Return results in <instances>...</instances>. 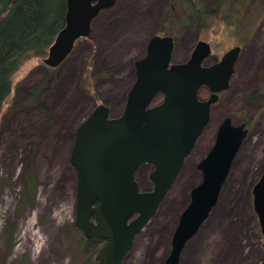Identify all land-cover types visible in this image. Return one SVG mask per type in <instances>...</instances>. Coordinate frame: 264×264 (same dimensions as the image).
Segmentation results:
<instances>
[{
    "label": "rangeland",
    "instance_id": "obj_1",
    "mask_svg": "<svg viewBox=\"0 0 264 264\" xmlns=\"http://www.w3.org/2000/svg\"><path fill=\"white\" fill-rule=\"evenodd\" d=\"M170 1L117 0L94 20L91 36L77 41L59 67L44 65L48 48L43 56L33 55L14 68L0 119V264L80 262L81 256L75 255L78 238L73 235L77 174L70 162L76 130L99 104L108 105L115 117L122 114L134 63L145 55L153 35L165 34L162 23ZM219 1L212 0L213 7ZM168 34L176 39L175 62L186 60L199 40L212 44L214 61L241 45L231 90L223 96L226 104L215 107L213 114L219 120L229 112L237 121L254 113L248 93L264 65V14L253 10L231 25L218 21L200 30L192 24ZM47 72L49 77L43 80ZM41 82L40 100L47 105L37 108L28 103V97ZM161 100L157 97L156 103ZM204 136L123 264L164 263L191 190L202 181L197 164L214 137L210 129ZM26 168L35 173L38 187L35 201L21 208L17 200ZM153 170L149 164L138 170L142 190L153 187ZM263 173L264 127L254 125L216 206L187 243L179 264H264V238L253 207V188Z\"/></svg>",
    "mask_w": 264,
    "mask_h": 264
},
{
    "label": "water",
    "instance_id": "obj_2",
    "mask_svg": "<svg viewBox=\"0 0 264 264\" xmlns=\"http://www.w3.org/2000/svg\"><path fill=\"white\" fill-rule=\"evenodd\" d=\"M116 0H67L64 26L43 58L59 67L76 42L89 38L94 20ZM175 38L153 35L146 55L135 62L136 81L121 115L112 116L102 103L77 128L70 162L77 174L75 225L87 239L103 245L95 256L101 264H123L136 237L157 214L178 178L185 159L210 120L218 93L230 87L241 46L228 50L219 62L206 66L212 53L199 40L190 59L173 62ZM202 87L213 95L200 100ZM163 98L154 104L158 95ZM247 130L227 118L217 140L199 163L202 181L193 187L189 205L180 215L171 250L163 264H179L182 253L216 206ZM153 164L152 190H142L136 173ZM253 205L264 238V173L253 188Z\"/></svg>",
    "mask_w": 264,
    "mask_h": 264
},
{
    "label": "trees",
    "instance_id": "obj_3",
    "mask_svg": "<svg viewBox=\"0 0 264 264\" xmlns=\"http://www.w3.org/2000/svg\"><path fill=\"white\" fill-rule=\"evenodd\" d=\"M169 4L162 23L165 34L192 24H198L200 30L218 21L231 25L238 16L246 17L253 10L264 14V0H220L216 7L212 0H171ZM66 11L67 0H0V119L3 104L11 93L10 77L14 68L33 55L46 54L64 26ZM85 62L87 69L90 57ZM47 77L48 72L43 80ZM42 84L29 92L28 103L37 108L47 105L40 100ZM21 181L17 202L22 208L35 201L38 181L30 168L23 170ZM73 230V235L78 238L75 255L81 256L76 264H101L94 257L101 240L87 239L76 225ZM70 238L71 235L66 240Z\"/></svg>",
    "mask_w": 264,
    "mask_h": 264
},
{
    "label": "flooded vegetation",
    "instance_id": "obj_4",
    "mask_svg": "<svg viewBox=\"0 0 264 264\" xmlns=\"http://www.w3.org/2000/svg\"><path fill=\"white\" fill-rule=\"evenodd\" d=\"M116 2H117V0H116ZM116 4V3H115ZM115 6V5H114ZM156 35V34H155ZM157 35H161V36H164V35H167V34H164V35H162V34H157ZM170 36H172V35H170ZM174 37V36H173ZM175 38V37H174ZM199 42V41H198ZM197 42V43H198ZM210 43V42H209ZM148 45V44H147ZM197 45V44H196ZM210 45H211V48H212V44L210 43ZM235 46H241V45H235ZM235 46H233V47H235ZM196 47V46H195ZM232 47V48H233ZM175 48H176V39H175ZM195 49V48H194ZM194 49L190 52V54H189V56L187 57V59L186 60H184V61H182V62H176V63H183V62H186V61H188L189 59H190V57H191V55H192V53H193V51H194ZM231 49V48H230ZM229 49V50H230ZM242 49H243V47L241 46V52H242ZM174 51H175V49H174ZM213 51V50H212ZM146 52H147V47H146ZM241 52H240V55H241ZM145 55H146V53H145ZM144 55V56H145ZM224 55V54H223ZM143 56V57H144ZM142 57V58H143ZM173 57H174V54H173ZM240 57V56H239ZM222 58V57H221ZM221 58H216V60L214 61L213 59H212V53H211V55L208 57V58H206V60L204 61V65H206V66H210V65H213V64H215V63H217V62H219L220 61V59ZM141 59V58H140ZM211 60H213V61H211ZM239 60V59H238ZM137 61V60H136ZM135 61V62H136ZM173 62H175L174 61V59H173ZM237 66V65H236ZM258 79H257V82L255 83V85H254V87H252V88H250L249 89V93H248V95H249V97H250V104H253L254 106H255V109H254V113L253 114H246V116L245 117H239L238 119H237V121H235V117L234 116H232L229 112H226V113H224L223 115H222V117H221V119H216L215 118V116H214V114H213V110H214V108L215 107H218V106H220V107H224L225 106V104H226V102H225V100H223V96H224V94L226 93V92H228L229 90H231V85H232V80H233V78H234V76L236 75V68H235V73L233 74V76H232V78L230 79V87L227 89V90H224V91H221V92H219L218 93V99H217V101L215 102V103H213L212 105H211V110H210V120H209V123H208V125L206 126V128L204 129V131L202 132V134H201V136L199 137V139L197 140V142H196V145L194 146V148H193V150H192V152L190 153V155L185 159V163H184V166H185V164H186V160L194 153V151L196 150V148H197V146L199 145V143L203 140V138L205 139L206 137L204 136L205 135V132L208 130V129H210L211 131H212V133H213V143L210 145V147H209V149H208V151L202 156V158L200 159V162L209 154V152H210V150L213 148V146L215 145V143H216V140H217V135H218V131H219V128H220V126H221V124L227 119V118H230L231 120H232V123L234 124V125H237V126H244V128L247 130V134H246V136H245V138H244V141H243V143L245 142V140L247 139V137L249 136V134L251 133V131H252V128H253V126L254 125H257V126H259V127H264V65L263 66H260L259 68H258ZM135 81H136V68H135V63H134V74H133V79H132V83H131V86H130V89L132 88V86H133V84L135 83ZM244 92L246 93V90H244ZM213 95V92L209 89V88H207V87H202L201 88V90H200V92H199V98H200V100H203V101H205V100H208L211 96ZM162 97L163 98V95L162 94H160V95H158V97ZM157 99V98H156ZM154 104H158V103H156V100H155V102H154ZM113 116V115H112ZM113 117H115V116H113ZM218 120V121H217ZM215 129V130H214ZM263 131V130H262ZM208 138V137H207ZM209 139V138H208ZM207 140V139H206ZM243 143H242V145H243ZM241 148H242V146L240 147V149H239V151L241 150ZM239 151H238V153H239ZM237 153V154H238ZM236 157H237V155H236ZM235 157V158H236ZM235 158H234V160H235ZM199 162V163H200ZM234 162V161H233ZM199 163L197 164V165H199ZM143 165H145V164H143ZM149 165H153V164H149ZM154 166V165H153ZM184 166H183V168H184ZM198 167V166H197ZM183 168H182V170H183ZM140 169V168H139ZM198 169H199V167H198ZM182 170H181V172H182ZM201 172H202V170L201 169H199ZM138 172V171H137ZM180 172V173H181ZM152 173V172H151ZM136 175H137V173H136ZM202 178H203V172H202ZM261 178V177H260ZM177 180V179H176ZM176 182V181H175ZM153 187H154V185H153ZM153 187L152 188H150V189H148V190H152L153 189ZM173 187V186H172ZM171 190V189H170ZM192 191V190H191ZM253 207H254V205H253ZM200 230V229H199ZM198 233V232H197ZM102 242V244L104 243L103 241H101Z\"/></svg>",
    "mask_w": 264,
    "mask_h": 264
},
{
    "label": "bare ground",
    "instance_id": "obj_5",
    "mask_svg": "<svg viewBox=\"0 0 264 264\" xmlns=\"http://www.w3.org/2000/svg\"><path fill=\"white\" fill-rule=\"evenodd\" d=\"M253 53V52H252ZM241 65V64H240ZM246 65V64H245Z\"/></svg>",
    "mask_w": 264,
    "mask_h": 264
}]
</instances>
